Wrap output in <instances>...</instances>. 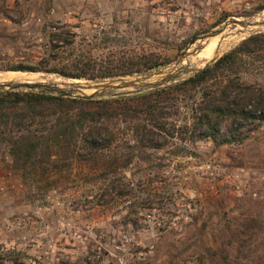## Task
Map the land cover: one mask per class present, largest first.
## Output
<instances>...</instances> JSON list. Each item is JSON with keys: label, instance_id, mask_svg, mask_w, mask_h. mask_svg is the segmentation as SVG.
I'll return each instance as SVG.
<instances>
[{"label": "rangeland", "instance_id": "374dc122", "mask_svg": "<svg viewBox=\"0 0 264 264\" xmlns=\"http://www.w3.org/2000/svg\"><path fill=\"white\" fill-rule=\"evenodd\" d=\"M263 6L264 0H0V74L61 87L89 81L45 71L56 62L49 53L60 48L100 58L153 53L165 62L154 69L171 67L186 52L178 66L188 78L264 32V25L250 24L264 21ZM233 19L245 25L227 24L189 44ZM261 56L247 80L264 86ZM15 64L40 70H7ZM186 136L159 149L119 139L118 159L107 171L72 163L25 179L1 155L0 264H264V123L241 143Z\"/></svg>", "mask_w": 264, "mask_h": 264}, {"label": "trees", "instance_id": "16d2710c", "mask_svg": "<svg viewBox=\"0 0 264 264\" xmlns=\"http://www.w3.org/2000/svg\"><path fill=\"white\" fill-rule=\"evenodd\" d=\"M262 52L264 32L254 33L188 78L111 98L2 90L0 156L10 157L26 179L38 171L59 172L72 163L86 171H107L118 159L119 139L155 149L172 139L185 140L188 134L217 146L241 143L264 123V86L247 80ZM50 53L49 61L56 62L45 71L71 79L140 74L165 63L153 53L101 58L60 48ZM7 70L40 69L15 64Z\"/></svg>", "mask_w": 264, "mask_h": 264}, {"label": "water", "instance_id": "95a60500", "mask_svg": "<svg viewBox=\"0 0 264 264\" xmlns=\"http://www.w3.org/2000/svg\"><path fill=\"white\" fill-rule=\"evenodd\" d=\"M227 24H238L244 26L245 23L240 20H230L223 23L216 29L209 30L199 35H194L190 38L189 44H193L197 39L211 38L219 34L223 27ZM253 25H264V21L250 23ZM186 52H181L172 66L170 65L162 69H151L140 74L125 75L119 77L108 78L104 80H89L84 83L78 84H66L58 86L55 83H28L11 80L7 82H0V91L2 90H21V91H33L39 93L60 95L63 97H78V98H111L121 95H129L134 93L144 92L150 89L164 86L166 84L182 80L183 76L189 72L188 69L183 66H178L179 62L185 56ZM216 58L210 59L204 67L215 61ZM202 67L201 69H203ZM199 69V70H201ZM197 70V71H199ZM18 71V70H14ZM196 71V72H197ZM195 72V73H196ZM185 79V78H184ZM81 80V79H73ZM91 90L92 92L87 94L83 91Z\"/></svg>", "mask_w": 264, "mask_h": 264}, {"label": "bare ground", "instance_id": "6f19581e", "mask_svg": "<svg viewBox=\"0 0 264 264\" xmlns=\"http://www.w3.org/2000/svg\"><path fill=\"white\" fill-rule=\"evenodd\" d=\"M250 20V19H249ZM255 20V19H254ZM255 27V26H254ZM238 28V27H237ZM252 28V27H251ZM249 28V29H251ZM257 29V28H255ZM241 30V29H240ZM248 30V29H247ZM254 30V28H253ZM228 38V37H227ZM209 46V45H208ZM203 47V46H202ZM211 48V46H210ZM201 49V47H200ZM204 49V48H203ZM209 50V49H207ZM212 52V51H211ZM203 54V53H202ZM209 54V53H207ZM184 60V59H183ZM191 60V59H190ZM188 62V61H186ZM204 64V63H203ZM189 66V65H188ZM5 75H1L0 74V82L3 81V80H6V81H11V80H16V81H20V82H28V83H32V81H35L36 79L33 78L34 76L33 75H27V74H23V73H15V72H7V73H4ZM33 76V77H32ZM91 92V91H89Z\"/></svg>", "mask_w": 264, "mask_h": 264}, {"label": "built area", "instance_id": "2783aa9c", "mask_svg": "<svg viewBox=\"0 0 264 264\" xmlns=\"http://www.w3.org/2000/svg\"><path fill=\"white\" fill-rule=\"evenodd\" d=\"M8 157V156H7ZM0 189L2 190L3 188L2 187H0Z\"/></svg>", "mask_w": 264, "mask_h": 264}]
</instances>
